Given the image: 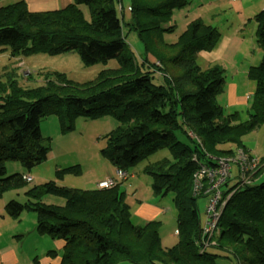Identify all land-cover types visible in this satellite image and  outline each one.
Instances as JSON below:
<instances>
[{
  "label": "trees",
  "instance_id": "trees-1",
  "mask_svg": "<svg viewBox=\"0 0 264 264\" xmlns=\"http://www.w3.org/2000/svg\"><path fill=\"white\" fill-rule=\"evenodd\" d=\"M121 0H72L60 9L30 11L24 1L0 6V47L10 57L46 51H76L84 64L115 60L92 80L77 83L64 73H43L44 81L33 87L20 85L13 67L0 75V195L32 180L26 174L6 175L5 162L17 159L30 168L40 143L39 121L52 109L66 105L67 116L81 113L95 118L111 115L117 125L104 137L101 154L115 169L128 173L109 187L77 190L53 182L28 186L26 199L9 200L5 212L18 218L24 209L36 217V231L61 240L59 264H117L131 260L141 264H217L227 258L236 264H264V165L249 174L247 183L236 182L223 193L227 198L207 247H202V224L197 198L192 193L193 173L200 164L248 151L240 138L264 125V8L254 16L256 43L262 50L248 79L255 81L247 120L237 113L225 115L215 99L223 90L224 71L219 65L201 68L198 51L212 50L218 29L192 19L175 42H166L163 25L173 8L189 0H132V23L120 15ZM89 10L86 20L80 5ZM135 31L144 45L136 56L123 28ZM12 60V59H11ZM27 79L30 77L27 75ZM158 80L155 83V79ZM54 107V108H52ZM177 133L189 142H182ZM167 147L172 158L148 163L143 172L152 178L155 195L171 194L176 209L178 241L161 245L159 222L134 225L120 184L135 174L130 166L152 151ZM264 162V156L261 157ZM26 186V185H25ZM45 193L64 198L63 205L41 201ZM50 253V252H49ZM51 255L54 251H51Z\"/></svg>",
  "mask_w": 264,
  "mask_h": 264
},
{
  "label": "rangeland",
  "instance_id": "rangeland-1",
  "mask_svg": "<svg viewBox=\"0 0 264 264\" xmlns=\"http://www.w3.org/2000/svg\"><path fill=\"white\" fill-rule=\"evenodd\" d=\"M131 2L132 0H121L120 6L118 5L120 9L119 13L125 24L133 22V14L128 9ZM79 7L85 19L89 20L88 7L84 4H81ZM228 7L231 9H228ZM237 7L236 2L233 0H214L212 3H191V5L185 8H173L171 16L163 24L164 26H173L172 30L162 32V37L164 41L168 43L175 42L185 29L187 22L190 18L195 16L196 13L202 16V18H205L204 20L206 22L211 21L209 24L221 30L237 29L239 28L237 24L239 21ZM247 12L248 8L246 10V13ZM250 20L254 21L253 17H251ZM243 23H245V25L247 24V22ZM247 27L249 28L250 24H248ZM242 28L246 27L242 24ZM123 31L129 48L133 50L137 57L141 56L144 52V45L137 37L135 31L129 30L128 26H124ZM247 31L243 33H247ZM256 47V54L251 57V62L254 66H257L262 59V50L257 43ZM9 53L10 49L8 46L0 47V65L5 63L0 75L7 71L9 67H13L18 73L17 80L19 84L25 87H33L43 83V73L50 74L51 72H61L64 73L68 79L77 83H83L94 79L102 69L116 66L115 60L98 62L90 65L84 64L78 53L74 50L56 54H51L46 51H35L21 54L14 60V57H11L12 60L9 59ZM27 75L30 77L29 79H27ZM154 79L155 83L159 80H156L157 78ZM249 82L252 93H254L255 81L251 80ZM219 97H225L224 91L218 93L215 99L222 106H225L226 109L225 102H219ZM250 101L251 97L248 99V106L244 111H231L238 112L237 115L241 122L248 118L247 110L250 108ZM63 109H67L66 105H61L58 111L46 109L48 112L43 115L39 121L41 131L40 143L45 146V150H40L36 154L38 163L27 168L20 160H6V175L15 173L21 175L27 173L31 176L32 180L25 183L26 186L7 189L0 195V200L3 198H14L22 202L26 199L25 191L28 186L41 185L46 182H53L59 186L77 190H88L96 186L94 185L96 176L104 178L108 168H112L111 163L101 154L100 149L104 146V136L117 125L115 119L108 113H103L95 118H86L79 112L75 113L73 117L69 119L66 111H61ZM228 112L230 111L225 112V114ZM177 136L182 142H189L182 134L177 133ZM240 140L242 145L255 150L257 156H260V158L264 156V125H260L254 130L245 133ZM163 158H172L167 147H161L152 151L130 166L129 169L134 171L135 174L134 177L128 179L127 182L126 180L123 181L126 182V187L124 188L126 195H124V198L129 207L132 202L137 204V200H148L151 195L153 197L155 196L157 199H163L162 201H166L170 204V208H167V212L164 213L165 216H161L157 221L160 224L159 227L164 236L163 242L165 245L162 246L172 247L177 243L178 235L175 232L177 228L176 209L173 205L171 194H166L164 196L155 195L151 187L152 178L149 174L143 172V168L146 164ZM231 174L232 178L229 181V186H233L237 182L236 165L231 167ZM262 179H264V177ZM99 180L103 179L99 178ZM41 201L50 204H63L65 200L61 196L45 193L41 196ZM206 206L207 198L203 196L198 197L197 208L201 223L205 218ZM5 215L7 219L6 222H0V224L5 223V230L11 229V222L18 224L23 223L21 228H29L31 218H35V213L27 209L21 211L18 218H10L6 212ZM25 237L26 238L22 240L21 243H23L25 250L30 252V249L33 247V242L30 240L31 236L26 235ZM45 239L48 244L52 241L50 238ZM16 240L17 239H14V241ZM216 261L217 264H236L234 261L232 263V261L222 257L216 258ZM117 264L141 263H136L131 260H121L118 261Z\"/></svg>",
  "mask_w": 264,
  "mask_h": 264
},
{
  "label": "crops",
  "instance_id": "crops-1",
  "mask_svg": "<svg viewBox=\"0 0 264 264\" xmlns=\"http://www.w3.org/2000/svg\"><path fill=\"white\" fill-rule=\"evenodd\" d=\"M17 1H24L30 11H46L52 9H60L72 2V0H0V6L14 3ZM213 1L214 0H189V2L183 8L191 5V3H212ZM233 1H235L236 5L238 6L237 15L239 16V21L237 24L239 25V28L233 30H221L217 28L220 35L215 47L210 51H198L197 53V63L201 68L204 69L212 65H219L223 68L225 76L222 91H224L225 97H219L218 100L219 102H225L226 109L225 106H222L219 103L223 109L224 114L225 112L230 111L225 115L234 113L231 111H244L245 109H247L248 99H250L252 95V90L249 82L251 80H248L247 71L250 66H254V64L251 62V57L256 54L257 49L255 38L256 24L254 21H251L250 18L253 17L259 10L264 8V0ZM247 8L248 12L246 13ZM228 9L231 8L228 7ZM195 18H200L204 23L207 24L211 22H206L204 20L205 18H202V16H199V14L197 13L195 14V16L190 18L189 21ZM243 22H247V24L245 25V23ZM242 24L246 28H242ZM248 24H250L249 28L247 27ZM246 31L247 33H243ZM4 65L5 63L0 65V72H2L1 70ZM248 150L255 155L257 154L253 149L248 148ZM113 175L114 167L112 166V168H108L106 176L104 178L112 177ZM133 177L134 174L130 176V178ZM99 178L104 179L101 178V176H96L94 182V185L96 186L94 188H96L97 183L101 181L99 180ZM126 182H122V184H120L121 190L126 187ZM123 193L124 195H126L125 189L123 190ZM12 199L3 198L0 200V222H6L7 219L4 207L5 204ZM162 200L163 199H157L155 196L153 197L151 195L148 200H137V204H135V202H132L131 206L129 207L131 222L134 225L142 226L148 221H157V219H159L161 216H165L164 213L167 212V208H170V204ZM63 204L52 203V205ZM30 223L31 224L29 228H21V226H23V223L18 224L11 222V229L8 230H5V223L0 224V264L60 263V251L63 244L62 241L53 239L47 234L38 233L35 229L36 217H33V219L31 218ZM26 235L31 236L30 240H32L33 242V247L30 249V252H27V250H25V248L23 247V243H21V241L26 238ZM45 238H50L52 241L48 244ZM159 238L162 243L161 245H165V243L163 242L164 236L162 230H160V227ZM14 239L17 240L14 241ZM51 251H54L53 255L50 254Z\"/></svg>",
  "mask_w": 264,
  "mask_h": 264
},
{
  "label": "built area",
  "instance_id": "built-area-1",
  "mask_svg": "<svg viewBox=\"0 0 264 264\" xmlns=\"http://www.w3.org/2000/svg\"><path fill=\"white\" fill-rule=\"evenodd\" d=\"M237 166V181L247 183L249 174L257 167L264 165L261 158L250 151L238 148L233 155L215 159L213 165L200 164L198 169L193 173L192 193L197 196L207 198L205 218L201 223L202 247H207L212 242L216 230V224L219 221L222 208L231 193L226 196L223 194L229 181L232 178L231 167ZM128 173L122 169H115L114 176L107 177L97 183V187H109L115 184L118 179H126ZM23 178L31 180V176L24 175Z\"/></svg>",
  "mask_w": 264,
  "mask_h": 264
},
{
  "label": "clouds",
  "instance_id": "clouds-1",
  "mask_svg": "<svg viewBox=\"0 0 264 264\" xmlns=\"http://www.w3.org/2000/svg\"><path fill=\"white\" fill-rule=\"evenodd\" d=\"M260 157V156H259ZM238 182V181H237Z\"/></svg>",
  "mask_w": 264,
  "mask_h": 264
}]
</instances>
